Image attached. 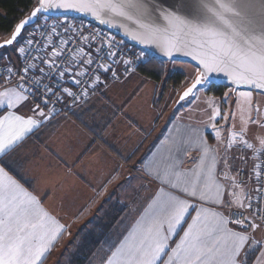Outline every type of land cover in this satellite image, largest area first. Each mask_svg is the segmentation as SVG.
I'll return each instance as SVG.
<instances>
[{
    "label": "snow or ice",
    "instance_id": "obj_1",
    "mask_svg": "<svg viewBox=\"0 0 264 264\" xmlns=\"http://www.w3.org/2000/svg\"><path fill=\"white\" fill-rule=\"evenodd\" d=\"M55 12H76L123 30L144 46L137 59L150 61L157 52L190 57L195 69L180 101L199 99L198 93L210 91L220 75L231 82L229 91L236 96L222 156L202 129L183 126L165 138L162 150L141 161L160 186L134 225L109 242L101 264H264V239L254 235L264 230V160L253 165L250 179L257 186L248 190L236 178L242 169L234 170L230 161L235 158L228 155L239 144L255 160L264 156V135H256L255 143L246 138L250 125L264 128V111L253 104V91L264 94V0H36L30 15L0 44V49L14 45L25 58L20 67L9 61L0 74V264H44L67 232L40 198L10 174V153L60 114L57 105H83L107 88L103 74L111 73L117 81L134 71V61L118 55L114 37L100 40L93 50L97 35L71 26L76 36L54 41L61 37L58 27L65 34L70 28L38 22L51 20ZM33 25L45 28L37 49L31 48L37 42L35 30L22 37ZM75 41L80 43L73 48ZM30 51L39 55L28 56ZM114 65H123V73ZM66 76L76 91L64 86ZM26 102L33 115L17 111ZM223 102L228 103V93ZM205 103L214 138L221 141L216 120L227 122L228 114H221L214 97ZM192 151L197 153L194 166L185 167Z\"/></svg>",
    "mask_w": 264,
    "mask_h": 264
},
{
    "label": "crops",
    "instance_id": "obj_2",
    "mask_svg": "<svg viewBox=\"0 0 264 264\" xmlns=\"http://www.w3.org/2000/svg\"><path fill=\"white\" fill-rule=\"evenodd\" d=\"M14 52L13 50L6 53L14 64H18L19 60ZM137 76L146 78L142 80L143 82L140 79L141 83H151L149 90H142L141 95L136 97L139 100L136 107H139L140 113L129 111L127 106L122 114L113 113L125 120L126 124L129 123L130 127H123L124 121H118L119 118L113 126L111 121L108 122L109 128L103 127L102 122H99V125L91 124L89 116L95 115L93 104L100 100L97 92L70 116L55 117L38 130L28 134L10 153L9 158L13 161L15 169L13 171V168H9L10 174L37 195L43 206L67 226V232L59 237L44 260V264H57L64 259L63 251L68 249L69 252L74 245L79 248L83 242L89 241L90 236L94 235L98 226L103 223L105 214L120 216L119 221L115 222L116 226L111 229L114 231L110 235V238H113L112 242L118 241L134 225L160 186L155 179L148 176L146 165L141 161L149 157L150 153L162 150L167 143L165 138L171 135L176 127L192 126L202 129L208 144L218 148L219 155L224 154V140L222 138L218 141L214 138L215 130L211 128V121L208 120L211 109L208 111L204 109L207 107L205 101L213 97L218 106L217 101L224 97L226 91L222 97H217L209 93L210 91L208 94L200 92L199 99H191L187 107L174 117L169 119L166 114L163 117L164 127L161 132L159 126H153L148 133L151 134L144 148L142 126L145 123V114H148L150 123L153 112L155 113L153 123L160 118L156 113L157 110L151 105L155 98L154 86H159L160 82L140 72ZM128 80L126 81L129 82ZM115 85L117 84L111 85L112 90L118 86ZM102 88L104 87L99 90ZM126 95L129 97V94ZM30 108L31 105L26 102L17 111L25 116L33 115ZM221 109L223 115L226 108L224 109L223 106ZM229 114L231 115V112ZM109 115L112 116L111 113ZM217 120L222 121L220 118ZM150 123L148 122L146 128H150L153 124ZM205 124L208 126L205 127ZM116 125L119 127L117 128ZM97 126H100V129ZM196 156L197 153L192 151L186 158L185 167L194 166L192 157ZM225 214H228L227 211ZM127 215L131 217L128 218ZM122 216L128 219L125 218L123 221ZM90 224L94 227L87 236L80 233L81 229H85V226L90 227ZM254 235L258 240L264 239V230H257ZM107 247L102 244L87 264H101L103 256L107 253ZM82 252L83 249L81 254ZM77 257L79 256L73 255L71 261H78Z\"/></svg>",
    "mask_w": 264,
    "mask_h": 264
},
{
    "label": "rangeland",
    "instance_id": "obj_3",
    "mask_svg": "<svg viewBox=\"0 0 264 264\" xmlns=\"http://www.w3.org/2000/svg\"><path fill=\"white\" fill-rule=\"evenodd\" d=\"M28 31V30H27ZM27 31H25L22 35L25 36ZM10 35L7 36H1L0 35V43L4 42L5 40L9 39ZM15 46H11L9 48H5L0 50V58H4L5 56H9L7 55L6 52H12L13 48ZM14 55L17 56L18 60L19 57L17 55V52H14ZM147 68L150 70H153L155 72H157L161 78L160 84L159 86H154V91H155V98H153V103L151 104L156 111L157 115H160L159 119L157 120V122L153 123L154 118H155V113L153 112L152 116H151V124L149 119H148V114H145V118H144V124H143V136L145 138V144H144V148L147 145L148 142V137L151 134H148L150 132V130L152 129L153 126L160 128V132L162 130V128L164 127V122H163V117L166 115V117L170 119V117H174L178 112L183 111L187 105L188 102L192 99L190 98L189 100L185 101L184 103H182L181 105H178V100L180 95L182 94V92L189 86L188 81L191 79L192 74L194 72V67L189 65V64H185V63H181V62H168V61H153L151 63H149L147 65ZM173 73H181L184 75V81L180 84H172L168 82L169 76ZM139 74V71L133 73L129 78L131 77H135L134 78H127L126 80H128L129 82H127L126 80L124 81H120L118 83H116L117 86L114 90L111 89V85H109L107 88H102L101 90H99V94L100 95V100L96 101L93 104L94 107V112L95 115L92 116L90 115L89 120L91 121V124H96L99 125V122H102V126L105 127L107 126V128L110 127V125H108V122L111 121V126L114 125L115 121L117 118H119L120 116H116V112L118 114H122L123 112H125L126 106L129 107V111H133V112H139V107H136L138 105V95H141V91L142 90H149V88L151 87V83L146 82V83H141L143 82L142 80H146V78L142 77V76H137ZM141 79V82H140ZM125 82V83H124ZM127 82V83H126ZM121 84V85H120ZM111 89V90H110ZM101 91V92H100ZM226 93H228V103L225 104L223 101L225 99V95L223 98H221L220 100H218V107L221 109V107L224 106V109L226 108V113L228 114L229 120L226 122L224 120H222L221 122L219 120H216V125L218 127V129L221 131V135L223 140H226V138L229 135V123H232V113L235 109V103H236V98H235V94L230 92L229 89L226 88ZM207 94L209 91H206ZM205 92V93H206ZM154 93V92H153ZM204 93V92H202ZM129 94V97L126 95ZM127 97V98H125ZM253 104L256 105L258 104L260 109L262 111H264V95L261 94H257V93H253ZM84 105V104H83ZM83 105H77L75 106L68 114L62 115V116H70L72 114V112L74 110H76L77 108L83 106ZM151 106V107H152ZM231 112V115L229 114ZM112 114L111 117H109V114ZM115 113V114H113ZM140 113V112H139ZM221 114H222V109H221ZM109 119H107L108 117ZM116 116V118H113ZM253 116H256V113L253 112ZM58 117V116H56ZM123 119H120L118 121H121ZM124 121V125L130 127V124H126L125 120ZM148 122L151 124L150 128H146ZM236 126L237 128H239V113H237V117L235 120ZM117 128L119 127V125H116ZM98 129H100V126H97ZM106 129V128H105ZM105 133V132H104ZM256 135H264V128H258L256 125H250L249 127V131H248V135H247V139L250 142L255 143L254 137ZM153 137H155V134L153 135ZM152 142V141H150ZM239 145V144H237ZM236 145V146H237ZM257 147H259V145L257 144ZM141 147L139 148V153ZM250 151V150H249ZM251 152V151H250ZM130 171L131 168H128ZM129 171V173H130ZM246 189L251 190L253 188V180L251 179V182H249L248 185L245 186ZM146 188V185H145ZM103 223L101 225L98 226V228L96 229L94 235L90 236V240L89 241H85L83 242L80 247L78 248L76 245H74L73 247H71L69 249V252L67 250L63 251L62 255H64V259L62 261H59L57 264H77L76 261H71L72 256L73 255H78V258H81V251L82 249L84 250L86 248V246L90 245V243L92 241H96L97 243H100L101 245H107L109 244V242H112L113 238H110L111 233H114L113 230H111L114 226H116L115 222L119 221L120 216L118 215H114V214H105L103 215ZM126 217L130 218L131 215H127ZM125 216H122V220L124 221ZM126 218V219H128ZM89 226H85V229H81L80 233H84L85 236L88 235V233L93 229L94 226L88 228ZM84 228V227H83ZM87 229V230H86ZM113 231V232H112ZM78 248V249H76ZM103 248V246H102ZM101 248V249H102ZM59 256V255H57ZM56 257V256H55ZM75 258V257H74ZM73 258V259H74Z\"/></svg>",
    "mask_w": 264,
    "mask_h": 264
},
{
    "label": "built area",
    "instance_id": "obj_4",
    "mask_svg": "<svg viewBox=\"0 0 264 264\" xmlns=\"http://www.w3.org/2000/svg\"><path fill=\"white\" fill-rule=\"evenodd\" d=\"M39 25H47L48 28H50L52 25L57 24V25H64L66 27L70 28L69 33L65 34L63 27H58L57 31L61 33V37H54V41L58 40L60 38H68L69 36H76L77 33L75 31L71 30V26H76L77 28H80L83 33L85 35H88L89 33H95L97 35V41L93 42L92 44V48L93 50L95 49L97 43H99L100 40H107L108 37H114L115 38V42L119 45V51H118V55H122L124 59H131L134 61V71L131 72L130 75H122L120 80L117 81H113L111 78V73H105L102 75V80H104L107 85H112L115 83H118L120 81H124L127 78H129L133 73L139 71L140 67L148 60V59H137V57H139L140 54V50L134 48L133 46L128 45L127 43H125L124 41H122L121 39H119L118 37H116L115 35H113L112 33L98 27L97 25L86 21L84 19H79V18H61V19H55L52 18L51 20L45 22L44 20H40ZM36 32V36H37V42H34L31 46L32 49H37L41 47V41L43 40L42 37H40V32L41 31H45V28L40 27L37 28L36 25H34L33 27L29 28L28 32L34 31ZM26 33V35H27ZM25 35V36H26ZM79 41H75L72 45V47H76L79 45ZM21 46L23 45V41L21 40ZM106 51V49H105ZM18 55V53H17ZM39 55V53L35 52V51H30L28 53V56H37ZM19 61L18 64H14V62L11 60L10 56H5L3 59H0V74L4 73V65L9 64V61H11L16 67H20L23 65L25 58L19 56ZM36 63H39V61H34ZM114 67L117 68V70L121 73H123V65H114ZM18 77H13V79L15 80ZM67 76L64 78L65 81H68L67 83L64 84V86L66 87H72L74 91H76V87L72 85L71 81L68 79H66ZM38 102V101H35ZM77 106V105H76ZM43 107V105H42ZM58 109L62 108L63 110L60 112V114L58 116H62L65 114H68L75 106L71 105L70 103L67 106H62V105H57L56 106ZM45 111H47V109H45ZM228 155L230 157H234L235 160L234 161H230V163H233V169H242L240 175H238L236 178L239 181L244 182V185H248L249 182H251V179L253 180V188L254 189L257 185L255 183L254 177L250 179V175H251V170L252 167L255 163H260L261 160H264V156H261L260 160H255L252 156V153L249 150L243 149L241 145H237L234 146L231 150H229ZM243 158L240 159V158ZM246 160L247 163L245 164L243 161ZM253 195L255 196V192H253ZM249 215L251 214L250 212L248 213Z\"/></svg>",
    "mask_w": 264,
    "mask_h": 264
},
{
    "label": "trees",
    "instance_id": "obj_5",
    "mask_svg": "<svg viewBox=\"0 0 264 264\" xmlns=\"http://www.w3.org/2000/svg\"><path fill=\"white\" fill-rule=\"evenodd\" d=\"M36 6V0H0V35H11L16 24L24 19ZM29 29V28H28ZM26 29V31L28 30ZM153 61L147 60L139 69V72L156 82H160L159 74L147 68V65ZM184 81V75L181 73H173L169 76L168 82L172 84H180ZM225 87L214 86L209 93L217 97H222ZM119 216V215H118ZM101 244L95 240L86 246L81 254V258L76 261L77 264H87L93 255L100 249Z\"/></svg>",
    "mask_w": 264,
    "mask_h": 264
},
{
    "label": "water",
    "instance_id": "obj_6",
    "mask_svg": "<svg viewBox=\"0 0 264 264\" xmlns=\"http://www.w3.org/2000/svg\"><path fill=\"white\" fill-rule=\"evenodd\" d=\"M166 2L170 3L171 0H166ZM30 13L24 19H26L30 15ZM52 18H55V19H61V18H79V19H84V20L89 21V22L97 25L98 27H100V28L112 33L113 35H115L116 37H118L119 39H121L122 41L127 43L128 45L133 46L134 48H136V49H138L140 51L144 47L143 45H140L138 42L133 41L129 37H127L124 34L123 30H121L119 28H113V27H109L108 25L101 24L97 20L92 18L91 16H84V15L78 14L76 12H66V13L65 12H55V13H52ZM33 26H31V27H33ZM31 27H28V28H31ZM24 32H22V35H23ZM12 34L10 35L9 39L11 38ZM3 43L4 42H1L0 44H3ZM9 47H11V46H9ZM9 47H6V48H9ZM3 49H5V48H3ZM0 50H2V49H0ZM152 59L157 60V61L181 62V63L189 64V65H191V66H193L195 68V62L192 61L190 57H185L183 55H177V56H175L173 58H168V57L163 56V54H160V53L157 52L156 56L154 58H152ZM215 86L225 87L227 89H230L231 82L227 78H225L223 75H220V76L217 77V83H216ZM183 92H182V94H183ZM253 93L259 94L256 91H253ZM261 95H264V94H261ZM190 98H192V97H189L187 100H189ZM184 102L185 101H180V97H179L178 105H181Z\"/></svg>",
    "mask_w": 264,
    "mask_h": 264
}]
</instances>
